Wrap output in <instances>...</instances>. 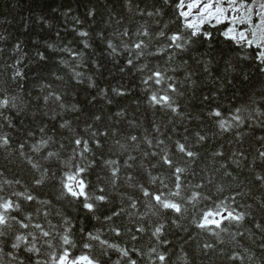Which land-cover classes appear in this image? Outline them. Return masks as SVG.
I'll return each instance as SVG.
<instances>
[{
  "label": "trees",
  "instance_id": "trees-1",
  "mask_svg": "<svg viewBox=\"0 0 264 264\" xmlns=\"http://www.w3.org/2000/svg\"><path fill=\"white\" fill-rule=\"evenodd\" d=\"M174 17L169 0H0V264L13 242L24 264H264V61ZM79 169L86 200L64 186Z\"/></svg>",
  "mask_w": 264,
  "mask_h": 264
},
{
  "label": "snow or ice",
  "instance_id": "snow-or-ice-1",
  "mask_svg": "<svg viewBox=\"0 0 264 264\" xmlns=\"http://www.w3.org/2000/svg\"><path fill=\"white\" fill-rule=\"evenodd\" d=\"M169 3L173 7L175 20H180L181 28L183 30L191 31L193 36L203 35L206 39H210L212 36L211 32L205 31V26L213 29H221L219 35L225 40L231 41L237 48L244 49L248 51L249 54H255L258 61H264V14H258L255 9L252 10L253 14L251 17L241 16L239 9L236 7L240 3V0H169ZM245 3L247 0H245ZM231 4V7L229 6ZM264 8V4L261 5ZM81 37H87L88 33L86 31H80L78 33ZM180 33H174L171 36L172 40H177ZM84 46L88 47V41H83ZM106 46L115 51V46L109 40ZM49 48H54V45L49 44ZM127 48V44L124 45ZM136 47H139L137 45ZM64 51L73 56L75 59L76 53L72 52L70 49L65 48ZM41 59H44L43 53H40ZM81 59L77 62L83 63V53H80ZM61 64L67 65V61L61 60ZM131 64V61H128ZM73 75V79L80 82L81 77L84 75L83 72L76 70V68L70 69ZM22 75V73H19ZM159 75V73H157ZM56 79H61L60 76H56ZM91 84V76L88 77ZM45 87H49L45 85ZM55 95L56 99H60L58 94ZM47 100L48 97H45ZM73 105V109H75ZM63 126V125H62ZM46 143V142H42ZM80 140H76V144L79 145ZM51 155V153H50ZM83 170L79 169L75 174H66L65 176V189L72 197L78 200H86L87 185L82 178L77 179L81 176ZM31 197H29V200ZM101 199H103L101 197ZM83 207L88 210H93V205L90 203H84ZM12 208L11 201L0 204V209L8 211ZM30 218V217H29ZM6 223L3 214L0 213V224ZM22 227H27L26 224L21 223ZM36 227H41L40 225H35ZM45 236L48 235L47 232L44 233ZM23 237L17 235L16 239H22ZM24 244H27V238H23ZM67 238H65V243H67ZM10 248L16 249V253L9 252L8 255L11 259L18 260L19 264H24V258L19 256L20 251H24L29 255H32V251L29 248H25L20 244L11 243ZM87 247V245H85ZM55 264H81V262H87V264H92V261L87 255L77 256L75 259H70V254L65 252L59 255L57 260L56 257L52 258ZM33 264H39V261L35 258L33 259Z\"/></svg>",
  "mask_w": 264,
  "mask_h": 264
},
{
  "label": "rangeland",
  "instance_id": "rangeland-1",
  "mask_svg": "<svg viewBox=\"0 0 264 264\" xmlns=\"http://www.w3.org/2000/svg\"><path fill=\"white\" fill-rule=\"evenodd\" d=\"M262 4H264V0H254L253 2L249 3H245L244 1L240 0V3L237 4L236 7L239 9V13L241 16L251 17V15L253 14V9H255L258 14H264V8H261ZM229 6L231 7V4ZM206 220L213 221L215 220V216L208 215L206 217Z\"/></svg>",
  "mask_w": 264,
  "mask_h": 264
}]
</instances>
